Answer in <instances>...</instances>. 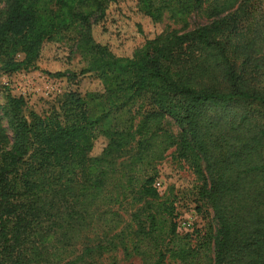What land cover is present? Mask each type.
<instances>
[{
	"label": "trees",
	"instance_id": "trees-1",
	"mask_svg": "<svg viewBox=\"0 0 264 264\" xmlns=\"http://www.w3.org/2000/svg\"><path fill=\"white\" fill-rule=\"evenodd\" d=\"M120 1L0 0V72L37 67L45 43L79 27L78 48L87 57L81 74H94L105 88L84 97L64 93L60 114L27 115L22 97L6 95L0 264H98L117 247L116 234L109 236L114 226L107 216L118 214L112 207L135 202L143 205L132 214L134 236L152 245L154 264H164L161 247L175 237L176 222L164 231L156 213L172 216L166 202L152 212L159 198L152 162L172 146L203 177L199 195L215 224L205 264H264L260 1L131 0L153 26L165 14L183 26L118 55L95 36ZM205 3L208 22L189 28L184 18ZM146 104L156 112L143 113ZM165 116L177 127L176 138L156 127ZM99 137L106 143L93 155ZM99 230L103 244L96 241ZM177 251L182 261L191 255Z\"/></svg>",
	"mask_w": 264,
	"mask_h": 264
},
{
	"label": "rangeland",
	"instance_id": "rangeland-1",
	"mask_svg": "<svg viewBox=\"0 0 264 264\" xmlns=\"http://www.w3.org/2000/svg\"><path fill=\"white\" fill-rule=\"evenodd\" d=\"M261 10L264 12V0H259ZM208 3L202 8L188 14L184 19L190 27L208 22L206 13ZM0 10L4 12L5 6ZM183 22H174L163 16L158 26H153L150 20L137 12L135 4L131 0H121L117 6H111L108 20L103 25L95 39L106 43L118 55H131L140 47L145 38H152L161 31L179 29ZM257 33V31H255ZM80 38L79 27H72L63 31L59 42H47L41 50V60L37 67L29 68L12 74L0 72V117L4 126L8 125V117L4 115V104L6 95L22 97L25 102V114L30 112L38 115L56 112L60 114V103L63 102L64 93L72 92L81 97L86 94H103L104 85L94 74H81L86 67L87 57L82 56L78 48ZM257 55L261 58L264 66V40L257 43ZM19 58V56H18ZM60 74L62 76H56ZM264 78V71L263 77ZM264 80V79H263ZM138 105V104H137ZM137 105L131 109L135 123L141 117ZM143 113H154L156 110L146 104L142 108ZM157 128H161L163 135L178 136V129L168 117H160ZM106 141L99 137L95 142L93 155L101 152ZM191 158H183L180 151L172 146L165 150L158 160L153 163L157 174L156 182L159 198L153 201L154 210L161 203H168L173 207V219L166 212L159 211L158 219L164 226V231L169 233L170 221L176 222L175 237L165 240L164 264H205V258L211 257L212 237L215 230L213 214L205 201L200 197V187L203 177L197 175L190 164ZM143 202L124 204L121 208L114 205L112 208L118 214L107 216L110 226H114L109 236L116 234L114 243L117 247L110 253L104 254L98 264H154L155 253L149 248L148 242L139 243L134 236L135 225L132 214ZM103 231H98L97 242L104 243ZM168 245V246H167ZM141 246V247H139ZM137 247L140 252H136ZM183 251L184 255L190 252L183 261L177 249ZM167 250V251H166Z\"/></svg>",
	"mask_w": 264,
	"mask_h": 264
},
{
	"label": "built area",
	"instance_id": "built-area-1",
	"mask_svg": "<svg viewBox=\"0 0 264 264\" xmlns=\"http://www.w3.org/2000/svg\"><path fill=\"white\" fill-rule=\"evenodd\" d=\"M156 186H159V184L157 183Z\"/></svg>",
	"mask_w": 264,
	"mask_h": 264
}]
</instances>
